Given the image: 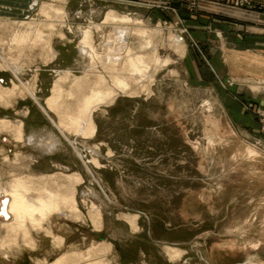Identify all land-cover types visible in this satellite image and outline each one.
<instances>
[{
	"label": "rangeland",
	"instance_id": "rangeland-1",
	"mask_svg": "<svg viewBox=\"0 0 264 264\" xmlns=\"http://www.w3.org/2000/svg\"><path fill=\"white\" fill-rule=\"evenodd\" d=\"M184 1L188 18L161 0H28L24 11H0V119L24 132L22 142L0 132V201L18 177L34 193L53 176L79 209L53 213L46 230L30 226L32 240L6 226L13 216H0V264L65 255L71 264L89 255L111 264H264V76L243 65L228 76L229 53L219 46L214 59L187 21L226 12L262 26L264 0ZM20 31L29 40L13 43ZM93 88L114 97L94 108L93 130L70 131L69 115L82 113ZM57 89L56 111L48 99Z\"/></svg>",
	"mask_w": 264,
	"mask_h": 264
},
{
	"label": "bare ground",
	"instance_id": "bare-ground-1",
	"mask_svg": "<svg viewBox=\"0 0 264 264\" xmlns=\"http://www.w3.org/2000/svg\"><path fill=\"white\" fill-rule=\"evenodd\" d=\"M30 32H32V31H30ZM125 35L127 37L129 35L128 32H126ZM89 37H90V35L87 32L85 40L89 41L88 40ZM37 38L40 39V40L43 38L41 32H39V35H38ZM28 40H29L28 35L27 34H23L20 31L19 33L16 34V37H14L13 43L14 42L19 43V42H24V41L26 42ZM179 43H180V41H179ZM83 51L85 53L89 54V49L88 48H83ZM134 67L137 69L136 72L137 71L139 72L140 69L138 68V66L134 65ZM140 73H141V70H140ZM142 74H143V71H142ZM116 77H117L118 82H120L121 84H124V87L128 85V83L125 82L126 80H123V79L119 78L118 76H116ZM116 77H115V80H116ZM104 82L106 83V80L104 78H101L100 84L102 83V85H103ZM101 88H102V86H101ZM101 88H93L91 93L84 97L83 102H82V107H81V110H80V111H82V113L80 115H78L76 117H74V116L71 117V115H69V117H68L70 119L69 124H71V122H72L71 126L73 125L72 127L70 125H68V129H70V131H71V129L75 128L76 131H79L81 133H87L88 130H93L95 128L94 127V123L92 121V112H93L94 108L97 107L98 104H100L102 102H105L108 98L114 97V92H113L112 89L103 90ZM59 90L61 91L60 88H59ZM59 90L57 89L58 92L55 93V95L53 97L48 99L49 100L48 104L50 105V107L52 109H55L56 111L58 109H60L61 94H60ZM4 93H6V92H3V91L0 92V95H1L2 99H3ZM4 98L6 99V97H4ZM64 120L65 119H62V122H61L62 125H65V123H64L65 121ZM6 130L15 132L14 135H15V138H16L17 142H22L23 141L24 132H23L22 123L13 125V123L11 121L0 119V132L1 131L5 132ZM23 178H25V177H23ZM44 180H43V182L42 181L39 182L40 183L39 187L36 185L38 188H35V192L34 193H32V189H31L30 185L27 184L25 179H22V178L18 177V179H15L14 182L10 183V188L8 190L6 189L5 192H4L5 193L4 196L7 197V198H5L4 200L0 201V216L3 219H9L10 216L14 217V221L13 222L5 223L6 226H8V228L12 227L14 229L15 228L21 229V230H23L25 235L29 236L30 235V230H29L30 226L33 225L34 228L38 229L39 227H41V229H42L46 219L48 220L53 215V213L57 212L59 214H61V213L65 214V213L71 211V209H72V211L73 210L75 211V214L77 212H79V209H78V207L76 205L75 196H73V195L71 196V192H70L71 189L69 188L68 184L67 185L65 184V185L61 186V188H62L61 189V188H59L60 185L57 187V184L54 183L55 181L53 179V176L49 177L48 180H45V181ZM29 181L31 182V180H29ZM93 209H94V214L92 213L93 214L92 216L94 218H95V216L96 217L101 216V212H100L99 208H95V206H94ZM129 220L131 221L133 226H135V227L137 226L136 217H130ZM96 224H97V222H96ZM98 224H100V222H98ZM45 228H43V229H45ZM50 233H51V231H50ZM29 237H31V236H29ZM32 239L33 238L31 237V240ZM13 240L15 241V239H13ZM57 240H58V243L61 244L63 239L59 238V236H58ZM4 244H6V243H4ZM12 246H14V245H12ZM166 248H167V253L170 255V258H172V259H177V257L179 258V256L181 255V252L179 250L173 248V247H166ZM94 255H95V253H94ZM69 256H71V255H69ZM89 256H86V257L82 258L85 261L82 260V262H79V263L77 262V264H111V263L102 261L101 259H97V258L96 259H91V257H89ZM71 262L72 261L68 257V255H65V256L59 258L58 260H56V261H54L53 263H50V264H71ZM73 264H75V263H73Z\"/></svg>",
	"mask_w": 264,
	"mask_h": 264
},
{
	"label": "crops",
	"instance_id": "crops-1",
	"mask_svg": "<svg viewBox=\"0 0 264 264\" xmlns=\"http://www.w3.org/2000/svg\"><path fill=\"white\" fill-rule=\"evenodd\" d=\"M130 1L142 4L155 0ZM161 1H168L180 6V10L183 14L186 13L188 18L187 5L184 0ZM28 6V0H0V11H24ZM218 7L221 10H227L224 5ZM216 14V16L212 15L215 16L212 19L205 16V11H202L200 16L190 15L191 17L187 21L191 23L189 25L194 29L195 36L202 44L213 45L211 53L214 59L219 60L222 58L219 54V46H222L229 53L230 59L232 58L230 62H233L228 63V76H240L241 72L237 70L239 65H243L244 71L249 72L251 75L264 76V25L261 26L255 23L250 17L240 18L226 12ZM209 29L215 32L209 34ZM241 51H243V54L240 53ZM243 56L244 59H241Z\"/></svg>",
	"mask_w": 264,
	"mask_h": 264
},
{
	"label": "water",
	"instance_id": "water-1",
	"mask_svg": "<svg viewBox=\"0 0 264 264\" xmlns=\"http://www.w3.org/2000/svg\"><path fill=\"white\" fill-rule=\"evenodd\" d=\"M78 145H79L80 147H82V145H81L80 143H78Z\"/></svg>",
	"mask_w": 264,
	"mask_h": 264
}]
</instances>
